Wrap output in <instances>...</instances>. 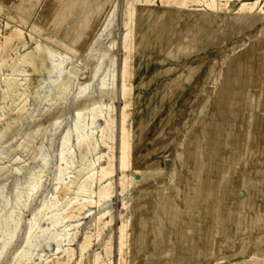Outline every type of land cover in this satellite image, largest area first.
Masks as SVG:
<instances>
[{
	"label": "rangeland",
	"instance_id": "rangeland-1",
	"mask_svg": "<svg viewBox=\"0 0 264 264\" xmlns=\"http://www.w3.org/2000/svg\"><path fill=\"white\" fill-rule=\"evenodd\" d=\"M178 1L171 3L166 12L167 28L165 25L158 27L161 32L165 31L160 38L154 40L159 42L147 44L149 48L146 46L145 52L148 59L145 68L148 69L149 75L155 73L161 66L172 67L173 72L161 75L157 83L148 87L143 83L149 75L141 81V84L137 77L134 110L136 111L142 99L147 101L154 94L158 84H163L167 80H172L168 91L177 88L173 93L178 96L171 94L161 98L153 110L151 109L142 118L140 130L147 131L148 136H151L153 131L159 129L168 112L177 110L173 103L179 101L181 103L190 90L194 89L198 92L197 99L194 103L184 105L178 126L167 128L161 136L157 135L145 143L144 154L151 153L141 157L136 167L131 169L135 174L150 166L154 170V175L146 179L136 175L137 180L141 179V181L127 186V189L121 192L118 180L120 177L118 155L119 112L123 101L120 97L119 76L124 57L121 40L126 20L123 11L125 1L88 0L78 9L77 15L73 18L75 20L68 26H58L56 20L62 16V9L67 0H0V57H6L7 61L11 62V58H15L18 53L24 55L28 50L33 49L35 41L39 39L53 47L59 61L51 74L48 71V67L52 68L50 62L44 66L40 65L39 72H33L26 62L21 65L22 68L18 67L19 71L15 73L11 72L8 66L0 69V239L3 235L4 219L15 206L16 190L26 188L31 176L38 170L37 166L42 163L41 156L44 153L49 154V161L41 174L40 190L31 197L27 207L15 208V215L21 216V224L16 237L2 253L0 264L12 263L13 254L23 244L29 220L34 218L35 213L46 200L57 193L55 176L58 168L59 144L68 128H73L76 123L74 101L80 90V83L88 82L94 70L95 77L87 85V92L90 95L97 92L102 77L105 76L107 84L102 102L112 104L115 109L114 193L106 204L100 207L94 206L80 216L77 222L78 230L65 227L67 221H64L61 226L55 228L56 230L49 228L46 231V236H51L55 231L66 229L73 233L77 230L75 240L69 241L65 237L56 255H52L57 247L55 241H49L45 237L34 238L36 244L31 248V258L23 259L22 264H45L46 259L56 261V257H59L62 264H77L80 242L87 232L91 234L92 245L84 256L82 264H93L96 252L103 255V260L107 264H118L120 253L117 227L121 224L122 214L128 218L132 217L128 230L133 233L135 230L137 234L145 223L142 220L148 219L140 241L134 242L137 236H131L124 253L126 264H213L215 260L217 262L215 261L214 264H264V31L261 34V41L254 49H247L253 42L254 34L264 29V14L257 24L245 29H237L220 42H213L212 38L197 40L192 52L188 51L176 59L169 58L162 65L160 60L167 59L164 45H167L166 42L170 37L174 38V45H177L194 40L196 34L197 37L204 36L222 27L227 17L234 15L240 4V0H230L228 5L221 4V7L207 4L209 0H193V2L187 0V7L181 10L182 0ZM164 2L166 3L165 0L154 1L155 9L150 10L153 25H155V13L160 10ZM24 5H29L33 11L28 13L22 10ZM64 14L69 16L70 11L67 10ZM21 15L28 17V23L23 21ZM217 19H220V22L216 26ZM78 20L81 21V25L77 31L92 39V42L90 41L89 45L76 53L77 55L46 40V37L55 38L57 35L61 40H66L67 30ZM34 23L38 25L36 29H32ZM13 27L23 30L26 41H21L11 34ZM151 30V36H156L155 30ZM101 54L102 63L99 62ZM198 60L203 61L202 71L187 87L189 91L185 92L183 91L184 73L189 71ZM209 68L210 74L205 77ZM22 69L24 72H21ZM61 73L76 75V79L69 92L65 94L57 92L56 96L55 81ZM8 74L20 78L22 85L18 86L15 96L11 95L4 100L2 94L6 85L3 78ZM243 81H246V85ZM111 89H114L113 93ZM141 92L144 95L139 98L138 94ZM13 98L16 100L15 103ZM166 99L169 103L165 102ZM22 103H25L26 110L23 115L16 117L14 107ZM253 114H256V117H253ZM102 125L103 120H98L95 124L97 132ZM6 134H9L7 140L2 137ZM71 136L75 139L74 132ZM190 141H194L198 150L188 155L185 146ZM192 149L195 150L191 147ZM98 151H105L101 142L98 143L97 151L89 152L81 160L79 151L76 150L75 167L85 166ZM138 155L137 153V157ZM73 168L68 170L65 177L74 174L72 172L76 170ZM178 176L181 180L177 181ZM130 181L132 182V179ZM203 184L207 186L214 184V187L206 190L208 187L205 186L206 189L202 191L200 186ZM93 188L95 190L96 183ZM57 195L63 197L61 198L63 202L72 196L68 193L67 197L63 192ZM92 197L95 200V194ZM136 209L141 210L140 215L146 219L134 220ZM104 211H109L105 220H111V223L97 239L95 220ZM46 214L51 215V211L47 210L41 215L42 228L48 225ZM37 230L39 231L40 228ZM109 238H111V253L107 256L104 245ZM1 242L0 240V249ZM69 252H73L75 257L65 263L68 261ZM108 257L111 258V262Z\"/></svg>",
	"mask_w": 264,
	"mask_h": 264
},
{
	"label": "bare ground",
	"instance_id": "bare-ground-1",
	"mask_svg": "<svg viewBox=\"0 0 264 264\" xmlns=\"http://www.w3.org/2000/svg\"><path fill=\"white\" fill-rule=\"evenodd\" d=\"M87 1L88 0H67V2L64 5V8L62 9L63 14L62 16L58 17V19L56 20V24H58V26H68L70 22L75 20L73 18L77 15L78 9L81 6L85 5ZM124 1H125V5H124L123 11L125 13L126 20L123 25L124 33H123V37L121 40V47H122L124 57L122 59L121 73L119 76L120 97H121V100L123 101V106L121 107L120 112H119V132L120 133H119V155H118V163H119V171H120V177L118 180L121 185V192H124L127 189V186L133 185V183L140 182L141 179H146L150 177L151 175H154V170H152V167L150 166L144 170L143 169L139 171L136 170L137 172H135V174H133L131 169L136 167L141 157L149 155V153H151L149 152L148 154L146 153L144 154L143 151L146 147L145 143H147L148 141H151L157 135L161 136L167 128H175V126H178L179 120L181 119L183 115L182 112L184 111V105L191 103V102L194 103L196 101L198 92L194 89L189 91L187 87L190 86V84L193 83L194 80H196L197 76L200 75V72L202 71L201 69L203 67V61L198 60L196 64L189 71H185L184 78H183V83L185 84V86L183 88V91L185 92L189 91V93L186 96V98L184 97L185 99H182L181 97L182 99L181 103H179L180 101L178 103L177 102L173 103V105L177 107V110L175 109L170 112L167 111L168 114L164 118V121L161 123V126L159 127L158 130L153 131L151 133V136H148L147 131L142 132L140 130L141 122L145 114H147V112H149L151 109L153 110V108L160 102L161 98L174 94L175 93L174 91H177L176 90L177 88H175L173 91H168L169 89L168 87L171 85L172 80L171 81L167 80V82H164L163 84H158L159 86L155 88L154 94L150 96L147 101L142 99L136 111L134 110V95H135V89H136V82L138 83L137 77L141 84V81H143L149 75L148 69L145 68V66H147L146 64H148V59L145 56V52L147 50L146 46L148 47L147 44H150V43L152 45V43L155 42L154 40L156 38H160L162 34L165 32V31H162L163 32L162 33L158 27L165 25L167 28V25H166L167 19L165 20L166 12L169 9L170 4L175 2L176 0H165L166 3L164 2L160 10H158L155 13V25H153L154 24L153 20H151L150 18V10L154 11L155 9L154 8L155 0H124ZM221 1L224 3H222ZM229 2L230 0H209L207 4L221 6V4L228 5ZM186 4H187V0L180 1L181 10H184L185 7H187ZM22 10H25L26 12L31 13L33 11V8H31L29 5H24L22 6ZM67 10L70 11L69 16L64 14ZM179 12H183V11H179ZM197 13L199 12L197 11ZM263 14H264V0H253V1L240 0L239 7L235 11L234 15L228 16L226 22L224 23L222 27L216 28L214 31L207 33L204 36L197 37L198 34H196V38L194 40L187 41L184 44L180 43V44L174 45V38L170 37L169 41L166 42L167 45H164V49L166 50L165 56L167 57V59H163L160 61L163 65V63H165L166 60H168L169 58L176 59L180 55H183L184 53L191 51L195 47L196 41L203 39V38H212L211 41L220 42L224 40L226 37H228L229 35H231L232 32L236 31L237 29H240V28L245 29V28H248V27H251L257 24L259 21H261ZM173 16L175 18V14ZM21 17L25 23H28V17L26 18L22 15ZM177 17L178 15L176 16V18ZM245 18H246V21H244ZM176 20H179V19H176ZM185 20H187V18H185ZM219 22H220V19H217L215 22V25L216 26L219 25ZM80 25H81V21L78 20L77 22L73 24L72 28H69L67 30L68 36L66 40H61L59 38V35H57V37L55 36V38L46 37V40L48 42H52L55 45L63 48L67 52L76 54L79 51H81L85 46L89 45L90 41L92 40L87 36H83L77 31ZM37 26L38 25L34 23L32 26V29H36ZM151 29L155 30L156 36H153V35L151 36V32H150L152 31ZM263 31L264 29H261L258 33L254 34L252 38L253 42L248 46L247 48L248 50H253L256 44L259 41H261L262 39L261 34ZM11 34L21 39V41H26L23 30L19 27H13ZM158 42L159 41L155 43L157 44ZM112 44L114 45L115 42H113ZM18 55L15 58H11V62H8L6 57H2V58L0 57V69L3 66H8L11 69V72L15 73L19 71L18 67H20L26 62L31 66L33 72H39L40 65L44 66L47 62H50L52 64V68L48 67V71L51 74L53 69H55L54 68L55 65L59 62L55 56V50H53V47H50L49 44L43 43L39 39L35 41V46L33 47V49L28 50L26 54L24 55H20L19 53ZM99 62L100 63L103 62L102 54L99 56ZM135 64H136V67H135ZM20 68H22V66ZM172 70H173L172 67L170 68L166 66H161L160 68L156 69L155 73L149 75L147 80L143 83L144 86L148 87L154 83H157V80L159 79L161 75L163 74L165 75L166 73L169 74ZM21 72H24V69H22ZM229 72L231 71L229 70ZM95 73L96 72L94 70L91 73L90 80L88 82L80 83V90L74 101V106L76 110V116H75L76 123L74 124L73 128H68V131L61 138V141L59 144V148L57 152L58 168H57V172L55 176V179H56L55 190H57V193H55L56 195L53 196L52 198L49 197L50 199L46 200L45 203L38 209V212L35 213L34 218L29 220V226L26 229L23 244L21 248L13 254L11 264H22L21 261L23 259L31 258V255H32L31 248L35 246L36 244L34 241V238H44L45 237L49 241H55L57 247H56V250L53 251L52 255H56L58 251H60L59 249H61V246L63 244L62 242L65 240V237L69 239V241L75 240L77 230H78L77 227H79V224H77V222L79 221L80 216L88 212L94 206L100 207L106 204L107 201L111 198L112 194L114 193L113 178H114V173L116 171V165H115L114 153H113L114 131H115V125H116L115 114H114L115 109L112 104L108 102L107 103L102 102V99L106 92V84H107L105 76L102 77V80H101V83H100V86L97 92L93 93L92 95H90V93L87 92L86 87L94 80ZM205 74H206L205 77H207L210 74V68L206 71ZM75 79H76V75L62 74V73L59 74L57 80L55 81V84L57 86L55 89L56 90L55 95L56 96L58 95L57 92H61L62 94L69 92L71 89V86L75 82ZM3 81L6 85V87L3 88V94H2L3 95L2 97L4 100L5 98L9 96L14 95L16 91L18 90V86L22 85V81L20 78L10 76V74L6 75L3 78ZM243 84L246 85V81H243ZM111 92L113 93L114 89H111ZM143 95L144 93L141 92L140 94H138V97L139 98L143 97ZM175 95L176 94H174V96ZM175 99L176 98H174V100ZM15 102L16 100L15 98H13V103ZM165 102H168V100L166 99ZM171 102L172 101H170V103ZM19 103H21V101ZM14 108L16 109L15 116L20 117L21 115H23L24 111L26 110V105L25 103H22L19 105L17 104L16 107ZM255 115L253 117H256ZM155 117H156V114H155ZM213 119L214 118H212V120ZM98 120H103V125L100 127V130L97 132L95 128V124L97 123ZM73 132L75 134V139H73V137L71 136ZM8 136L9 134H6V135H3L2 137L5 138V140H7ZM235 138L237 139V137ZM99 142L102 143L105 151L96 152L95 155L90 160L87 161L85 166L80 167V168L75 167V163L77 162V157L75 155L76 150L79 151L80 159L83 160L89 152L97 151V146ZM254 142H255V139H254ZM191 147L195 148V150L192 149L194 150L192 151ZM157 148H161V147H157ZM185 149L188 155L198 150L194 141H190L189 143H187L185 146ZM137 153L140 155V157L139 155L137 157ZM48 161H49V154L44 153L41 156L42 163H39V165L37 166L39 168L31 176L26 188L17 189L15 192V201H14L15 206L11 208L6 218L4 219V223H3V226H4L3 235L0 239L2 241L1 249H0V258L4 250L9 246V244L16 237V233L21 224V216L15 215V208L16 206H22L23 208L27 207L28 202L31 199V197L40 190L41 185H42L41 184V176H42L41 174H42V171L44 172V167L47 165ZM71 168L76 170L75 172L74 171L72 172L75 175L73 174L72 176H69L68 174V177H65V175L68 173V170H70ZM136 175L142 176V178L140 180H137ZM179 177L180 176L176 177L177 181L181 180V177L180 179ZM130 179H132V182L130 181ZM94 183H96L95 190L93 188ZM213 185L214 184H212V186L210 185L207 186L203 184L200 186V188L203 191L206 189L205 186H207L208 188L206 190H210L211 187H214ZM59 192H63L65 195H67V197H68V193H71L72 196L69 197L66 202H63V199H61L63 197L60 198V196L57 195ZM93 194H95V200L92 197ZM47 210L51 211V215L48 216L46 214L49 220L48 225L47 227L42 228L40 226V221L42 218L41 215ZM140 211L141 210L139 209L135 210L134 220L138 219L139 221H141L142 219H146V218H142L143 216L140 215ZM108 214H109V211H104L100 213L95 220V224H96L95 236L97 239H99L102 236L104 230L111 223V220H105V217ZM120 217H121V224L117 227L119 253H120L119 254L120 260L118 264H126L124 263V260H125L124 253L128 247L129 241L131 240V236L136 235L137 238L135 239V241L134 240L133 241L136 243L139 242L141 239L142 233L144 231L146 221L148 219L142 220L145 223L143 224V228L137 234L135 230H134V233L133 231L128 230V227L130 226V223L132 222V217H129V218L125 217L123 214ZM64 221H67V225L65 227H69L70 230L71 228H75L77 230L73 233H70L71 232L70 230L65 229L63 231H55L51 234V236H46L45 233L49 228L55 229L56 227L61 226ZM134 227L136 228V226ZM39 228L40 230L38 231L37 229ZM159 233L161 234L160 231ZM157 235L163 236V234L161 235L157 234ZM91 243H92L91 234L87 232L86 234L83 235V238L80 242V255L76 258L77 264H82V260L84 259V256L88 253L89 248L92 245ZM104 250H105L106 255L109 256L111 253V238H109L107 242L105 243ZM67 256H68V261H66L65 263H68L70 260H73V258L75 257L73 252L71 253L69 252ZM109 261L111 262V258H109ZM45 264H62V263L59 257H56V261L46 259ZM93 264H107V263L104 262L103 255L100 252H96L93 257Z\"/></svg>",
	"mask_w": 264,
	"mask_h": 264
}]
</instances>
